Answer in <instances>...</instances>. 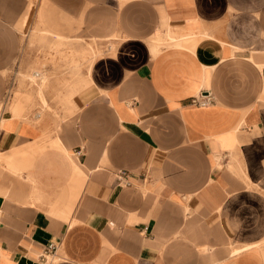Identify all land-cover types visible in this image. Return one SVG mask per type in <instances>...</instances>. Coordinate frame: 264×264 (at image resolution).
Segmentation results:
<instances>
[{
	"label": "crops",
	"instance_id": "1",
	"mask_svg": "<svg viewBox=\"0 0 264 264\" xmlns=\"http://www.w3.org/2000/svg\"><path fill=\"white\" fill-rule=\"evenodd\" d=\"M0 154V264H264V0H0Z\"/></svg>",
	"mask_w": 264,
	"mask_h": 264
},
{
	"label": "rangeland",
	"instance_id": "2",
	"mask_svg": "<svg viewBox=\"0 0 264 264\" xmlns=\"http://www.w3.org/2000/svg\"><path fill=\"white\" fill-rule=\"evenodd\" d=\"M115 6L114 3L110 2L109 3V6ZM28 22L29 20H27V24H25L24 26H22L21 30L23 32V35L28 31ZM34 31H37L39 33H42V36L44 37V35L46 34L42 29H40L38 26H34ZM56 42L59 43V42H62L63 39H66V38H58L56 37ZM81 37H75V39H79ZM171 39V38H170ZM95 41V38H93V42ZM110 43V47L107 46V49L113 47V41L109 39L108 41ZM107 42V43H108ZM103 52V50L97 46V45H94L92 42H88L87 41V44L84 46V45H81L79 47V49L77 50L76 54L78 56V58L82 59V60H87V69L88 71H90V66H91V63L92 61L99 55H101ZM80 64L81 62L80 61H77L76 64H75V69H76V72H78L79 70V67H80ZM33 72H37L39 73V75H42L43 78H41L40 82H36L37 84H39L41 86V89L38 88L36 85L35 86V90L37 91V95L39 96V98L41 99L42 103L45 104V105H48V102H47V98L45 96V93H44V88L45 86L47 85V77L44 75V74H40V71L38 68L34 67L30 72L28 73H25L24 75H26L28 78H31L30 75L31 73ZM82 78V77H81ZM77 78V81L75 82L74 84V88L72 90L73 91H78L79 89H83L85 86H87L88 84L91 83V79L88 77V78ZM31 80V79H30ZM32 81V80H31ZM73 94V93H71ZM70 94V95H71ZM43 98H45L46 100V103L43 101ZM70 102L72 103V101L70 100ZM11 109L13 111V113H18L19 112V100L17 99V101L15 103H13V105L11 106ZM0 159H4V156L0 154Z\"/></svg>",
	"mask_w": 264,
	"mask_h": 264
},
{
	"label": "built area",
	"instance_id": "3",
	"mask_svg": "<svg viewBox=\"0 0 264 264\" xmlns=\"http://www.w3.org/2000/svg\"><path fill=\"white\" fill-rule=\"evenodd\" d=\"M212 101H213V96L208 91H198L189 97V102L192 104H197V105H207L211 103ZM125 175H126V172L124 170H120L118 177L119 179H121ZM46 248L49 251H51L52 249L55 248V244L53 242H47Z\"/></svg>",
	"mask_w": 264,
	"mask_h": 264
},
{
	"label": "bare ground",
	"instance_id": "4",
	"mask_svg": "<svg viewBox=\"0 0 264 264\" xmlns=\"http://www.w3.org/2000/svg\"><path fill=\"white\" fill-rule=\"evenodd\" d=\"M34 75V74H33ZM31 76V75H30ZM58 259V255H57V253H53V254H51V253H48V254H46V262L45 263H43V264H51L52 262H54L55 260H57Z\"/></svg>",
	"mask_w": 264,
	"mask_h": 264
},
{
	"label": "water",
	"instance_id": "5",
	"mask_svg": "<svg viewBox=\"0 0 264 264\" xmlns=\"http://www.w3.org/2000/svg\"><path fill=\"white\" fill-rule=\"evenodd\" d=\"M44 241L46 242L47 240H44ZM22 261H23V259L20 260L19 264H24V263H22Z\"/></svg>",
	"mask_w": 264,
	"mask_h": 264
}]
</instances>
